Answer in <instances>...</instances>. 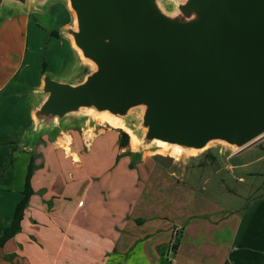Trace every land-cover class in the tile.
Here are the masks:
<instances>
[{"label":"water","instance_id":"1","mask_svg":"<svg viewBox=\"0 0 264 264\" xmlns=\"http://www.w3.org/2000/svg\"><path fill=\"white\" fill-rule=\"evenodd\" d=\"M51 1L0 0V14ZM64 1L73 23L61 34L77 71L44 73L22 149L108 118L136 141L135 160L157 147L184 158L213 144L233 155L264 136V0Z\"/></svg>","mask_w":264,"mask_h":264},{"label":"crops","instance_id":"2","mask_svg":"<svg viewBox=\"0 0 264 264\" xmlns=\"http://www.w3.org/2000/svg\"><path fill=\"white\" fill-rule=\"evenodd\" d=\"M42 17L39 16L44 21ZM37 19L22 16L9 26L8 32L6 29L0 34V228L8 226L7 220L13 218L23 199L33 154L36 165L31 182L34 194L23 230L0 250V264H93L99 254L102 255L96 258L102 262L105 257L104 264L111 259L113 264H123L119 252L124 242L123 228L126 216L133 214L136 207L134 191L124 194L128 193V178L136 175L131 164L134 161L149 168L167 161L156 155L135 160L133 145L122 147L121 135L113 129H95L87 136L76 130H61L55 136H41L32 151L20 147L34 126L31 91L41 86L42 69L59 74L75 56L70 41L63 39L59 30L49 23L43 32ZM24 26L27 33H18ZM189 164L190 161L182 164L183 174H187ZM96 182H101L104 191H95ZM127 197L133 202H126ZM112 199L115 202L110 203ZM243 211L187 210L172 263L182 253V264H264V207ZM220 213L231 214V218L211 226L209 237L205 225L195 224L191 218ZM151 235L154 234L147 236ZM106 236L108 244L100 246L97 240L104 242ZM197 238L211 243L201 260L196 258L201 254ZM84 240L89 246L84 245ZM103 246L110 248L112 255L108 258L106 252L100 251Z\"/></svg>","mask_w":264,"mask_h":264},{"label":"rangeland","instance_id":"3","mask_svg":"<svg viewBox=\"0 0 264 264\" xmlns=\"http://www.w3.org/2000/svg\"><path fill=\"white\" fill-rule=\"evenodd\" d=\"M29 15L38 18L39 29L41 28L43 32H46L44 26L52 24L61 32L65 25L71 26L73 23V14L67 3L64 0H52L47 9L38 12L24 13L18 9H6L5 12L0 14V34H3L6 29L8 32L10 30L9 26L18 21V18ZM39 16H43L44 21ZM18 26L20 27V25ZM18 33L26 34L25 26L23 29H19ZM61 37L66 39L64 36ZM11 57H13L12 54ZM76 62L77 56L75 54L74 59L67 62L63 71L59 74L47 68L42 70L58 80L67 79L77 71ZM93 123L94 127L90 129L87 128V125H82L78 128H68L66 131L76 130L82 136L85 134L87 136L90 131L95 129H113L118 131L120 135H122V132H127L125 129L113 126L108 121V124L97 120ZM263 140L264 136L234 156L230 155L229 151L222 150V147L218 144L211 145L198 155H187L188 158L165 155L166 152L157 147L150 149L151 154L148 155L165 158L167 162L164 165L160 163H158V166L151 165L149 167L151 170L148 171V167L134 163L136 175L128 178V183H126L128 193L124 192L125 195H128L131 191H134L136 198L133 201L136 202V207L133 214L130 213L126 216L125 224L127 225L123 228L125 232L124 242L119 249L123 264H182L184 258L182 253L173 263L172 259L179 249L181 232L186 225L187 210L189 209L198 212L199 209L211 210L218 208L227 210L229 213L236 209L239 210V213H243L245 208L256 210L264 207ZM133 144L130 140L131 148ZM155 161L158 162L157 159ZM187 161H190L189 169L187 174H183L181 166ZM240 178L243 180H240ZM100 184L101 182H96L95 191L98 189L104 191V187H101ZM133 185H135L134 190ZM128 197L126 202L132 203L133 201ZM113 202H115V199L110 200V203ZM191 218L193 223L205 225V234L209 237L211 226L224 223L231 218V214L220 213L204 217L195 215ZM116 230H119V228ZM150 233L154 235L147 236ZM105 239L104 242L103 240H97L100 246L108 244L107 236ZM197 239L201 244V246H198L201 254L196 255V258L201 260L204 251L209 250L211 243L205 238ZM86 242L84 240V245L89 246ZM139 244L140 246L132 252ZM175 244H177V249L174 251L173 245ZM111 245L110 248H112ZM110 248L107 246L100 247L101 252H106L104 254L106 258L112 255L110 254ZM99 255L96 257L99 258ZM96 257H94L95 262L93 264H104L102 262L105 257L101 258L103 259L102 262L100 259L97 260ZM105 264H113L112 259Z\"/></svg>","mask_w":264,"mask_h":264},{"label":"trees","instance_id":"4","mask_svg":"<svg viewBox=\"0 0 264 264\" xmlns=\"http://www.w3.org/2000/svg\"><path fill=\"white\" fill-rule=\"evenodd\" d=\"M53 33L54 35L59 34L58 32H53ZM129 143H130L129 135L126 132H122L121 146L126 147L129 145ZM134 163L136 162L133 161L131 167H134L133 165ZM35 169H36L35 156L33 154L28 166L25 189L23 191V199L17 204L13 218L7 220L8 226L4 228H0V250L4 249L5 246L8 244V242L14 237H16L23 230V221L25 219L26 210L29 205L31 197L34 194V190L32 188L31 182ZM176 249H177V244L173 245V250L175 251Z\"/></svg>","mask_w":264,"mask_h":264},{"label":"bare ground","instance_id":"5","mask_svg":"<svg viewBox=\"0 0 264 264\" xmlns=\"http://www.w3.org/2000/svg\"><path fill=\"white\" fill-rule=\"evenodd\" d=\"M107 121L109 123H111L113 126L120 127V128L124 127V125L119 120H116V119H113V118H108ZM133 143H134L133 145H135L136 144V141L133 140Z\"/></svg>","mask_w":264,"mask_h":264}]
</instances>
